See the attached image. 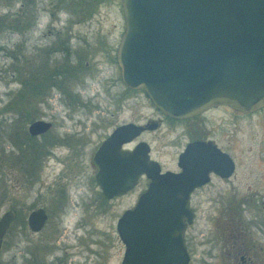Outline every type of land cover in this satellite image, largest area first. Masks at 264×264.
I'll list each match as a JSON object with an SVG mask.
<instances>
[{
    "label": "rangeland",
    "instance_id": "1",
    "mask_svg": "<svg viewBox=\"0 0 264 264\" xmlns=\"http://www.w3.org/2000/svg\"><path fill=\"white\" fill-rule=\"evenodd\" d=\"M95 1L0 0V127H6L0 135V215L7 209L16 213L1 244L2 264H26V259L30 264L47 263L52 254L63 255L62 249L48 252L63 231L67 241H73L65 263H82L85 251H79L75 238L79 225L92 242L85 264H120L123 246L115 220L134 203L143 184L109 201L102 211L90 155L116 125L141 123L155 112L140 91L122 84L114 63L124 28L119 0ZM57 40L68 44V55L48 50ZM119 93L124 95L121 101L116 99ZM36 119L50 122L49 133L56 137L73 132L75 141L49 145L51 153L46 154L39 140L25 132ZM203 119L207 127L228 125L232 119L245 131L237 134L238 141L245 139L239 141L242 145L258 140L264 146V109L234 119L219 108ZM179 129L164 126L142 135L162 168L178 151ZM33 207L44 208L48 215L37 233L23 228Z\"/></svg>",
    "mask_w": 264,
    "mask_h": 264
},
{
    "label": "water",
    "instance_id": "2",
    "mask_svg": "<svg viewBox=\"0 0 264 264\" xmlns=\"http://www.w3.org/2000/svg\"><path fill=\"white\" fill-rule=\"evenodd\" d=\"M119 3L124 28L115 61L120 79L156 110L182 119L218 105L240 112L264 106V0ZM27 127L30 134H38L50 122L36 119ZM142 130L133 123L117 126L94 155L95 180L106 197L127 191L140 175L148 179L146 189L115 224L124 247L120 264H187L183 221L188 193L198 182L189 183L191 176L184 171L160 172L144 142L120 150ZM13 219L10 209L0 215V247ZM45 219L43 209L37 208L27 223L38 231Z\"/></svg>",
    "mask_w": 264,
    "mask_h": 264
},
{
    "label": "flooded vegetation",
    "instance_id": "3",
    "mask_svg": "<svg viewBox=\"0 0 264 264\" xmlns=\"http://www.w3.org/2000/svg\"><path fill=\"white\" fill-rule=\"evenodd\" d=\"M67 45L57 40L48 50L52 47L50 52L53 55H56V53L68 55V50H65V46L69 48ZM116 46L113 56L115 64ZM84 64L86 65L87 63L85 62ZM58 76L61 81H68L62 80V77ZM123 96V93H119L116 95V99L121 101L124 98ZM219 108H221L222 113L228 112L235 119L237 115L250 116L257 111L263 110L264 106L252 112H240L227 106L218 105L182 119L170 118L153 107L155 114L145 119L144 122L127 121L122 123L140 125L143 130L131 141L122 143L120 150H132L136 144L144 142L148 146V158L158 164L160 172L179 173L184 171L188 176H191L190 179L192 181H189V183L194 185V183L198 182L188 193V213L183 221L182 238L187 255V264H264V155H262L264 146L260 142L258 143V140L255 141L256 144L253 142L252 145H242L240 142L245 139L242 138L239 142L237 134L239 133L242 136L245 131L237 127L232 119L231 121L229 119L231 124L229 123L228 125L226 121H223L226 122V125L219 126L216 124V127H207L203 117L207 116L210 111L218 110ZM119 125L121 124L113 127L95 145L90 155V164L94 169L93 180L99 188L97 198L100 203H98V207L102 211L106 209L105 207H107L109 201L133 193L139 187V183L142 182L143 187H140L137 192L134 203L129 207L131 208L148 184V179L144 175H140L127 191L106 197L95 180L98 164L94 161V155L100 144ZM164 126L169 127L171 131H175L180 127L176 133L178 137L175 139L181 138V142H177L178 151L166 168H162L158 160L151 156V147L142 138L144 133ZM148 127L153 128L149 129ZM5 129L6 127H0V135L5 134ZM51 129L52 124L50 123V127L38 134H30L28 127H26L25 132L31 139L39 140V143L46 149L49 145L56 146L59 143L66 145L65 143L75 141L72 135L74 134L73 132L68 133V131H65L62 135L56 137L49 133ZM249 135H251V138L254 136L252 133H249ZM9 142L12 143L11 141ZM254 145L257 146L255 150L252 148ZM45 153L49 155L51 150L47 149ZM181 154L183 157L181 165H179V156ZM91 202L89 205L92 206L93 201ZM37 208L42 207L31 208L24 218L23 228L32 233L43 230L48 219L47 213L42 208L46 215L44 224L38 231H32L28 226L27 218L29 213ZM10 210L14 213V219L4 236L7 235L12 224L16 221L15 211L13 209ZM119 216L116 218L115 224ZM75 228L79 229L80 232V235L75 233L79 251L83 248L85 251V256H82L83 262L81 263L80 261L79 264H85L87 254L92 253L90 248L92 242L89 237L85 236L86 228H82V225L75 226ZM59 237L56 245L48 246V252H51V250L56 252L62 249L63 255L52 254L47 263L40 261L39 264H66L65 262L69 259L71 253L67 249L69 250L72 247L73 241H67L66 231H63ZM29 253L32 254V252ZM47 254L50 255V253ZM26 264H30L28 259H26Z\"/></svg>",
    "mask_w": 264,
    "mask_h": 264
},
{
    "label": "trees",
    "instance_id": "4",
    "mask_svg": "<svg viewBox=\"0 0 264 264\" xmlns=\"http://www.w3.org/2000/svg\"><path fill=\"white\" fill-rule=\"evenodd\" d=\"M77 2H81V1H84V0H76ZM85 1H93V0H85ZM96 2H98V0L95 1V4ZM87 3H90V2H87Z\"/></svg>",
    "mask_w": 264,
    "mask_h": 264
}]
</instances>
